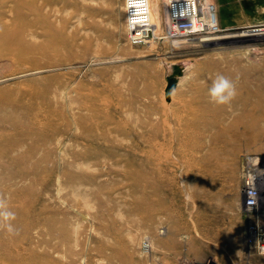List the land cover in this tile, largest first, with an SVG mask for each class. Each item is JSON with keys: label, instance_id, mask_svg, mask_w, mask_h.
<instances>
[{"label": "rangeland", "instance_id": "374dc122", "mask_svg": "<svg viewBox=\"0 0 264 264\" xmlns=\"http://www.w3.org/2000/svg\"><path fill=\"white\" fill-rule=\"evenodd\" d=\"M207 1L250 22L217 35L264 31L249 11L264 0ZM126 2L0 0V264H210L204 236L243 233L264 36L131 47ZM172 64L186 69L166 102ZM218 75L228 104L209 96Z\"/></svg>", "mask_w": 264, "mask_h": 264}, {"label": "built area", "instance_id": "2783aa9c", "mask_svg": "<svg viewBox=\"0 0 264 264\" xmlns=\"http://www.w3.org/2000/svg\"><path fill=\"white\" fill-rule=\"evenodd\" d=\"M214 7L201 0H165L160 27L151 22L146 0H127L124 9L126 42L131 47L213 38L221 33ZM158 29V30H157ZM241 197L246 248L264 259V157L248 159L241 168ZM146 248H148L146 246Z\"/></svg>", "mask_w": 264, "mask_h": 264}, {"label": "crops", "instance_id": "0c3cea01", "mask_svg": "<svg viewBox=\"0 0 264 264\" xmlns=\"http://www.w3.org/2000/svg\"><path fill=\"white\" fill-rule=\"evenodd\" d=\"M228 9L230 10L229 7ZM252 9L253 8H250L249 11H255L261 19H264V9H262L261 7L258 8L256 7L255 10ZM229 10H227V12H217V10H215L216 19L220 27L223 23L224 26L222 27L231 28V29L236 27H243V25L247 24L246 22H248V20L246 19L242 20L236 15L231 16L229 14ZM249 15H252V13H249ZM231 20L233 22H237L243 25H233ZM123 23H124V13H123ZM237 233L235 232V228H233V230H230V232L228 233L224 232L223 234H212L203 237L202 239L203 242L219 244L218 252L215 254V256L210 258L211 260L210 264H264V260H262V258L260 259L254 253L248 252L245 249L242 232L241 235L236 236ZM173 264H202V263L198 261H194L192 259L191 260L187 259L186 256L179 253L175 263Z\"/></svg>", "mask_w": 264, "mask_h": 264}, {"label": "bare ground", "instance_id": "6f19581e", "mask_svg": "<svg viewBox=\"0 0 264 264\" xmlns=\"http://www.w3.org/2000/svg\"><path fill=\"white\" fill-rule=\"evenodd\" d=\"M147 5H148V9H149V14H150L151 22L153 24H155L158 27V29H159L160 23H161V18H162V15L160 13V0H149V1L147 0ZM203 5L206 6L207 9H211V7H213L207 0H203ZM212 16L216 18V15L213 12V10H212ZM227 32H231V31L228 30ZM241 32H248V33H243V34H240V35H238V34L235 35V34H232V33L224 34L223 36L216 35V37H213V38H210V37L209 38H204L202 40V42H200L198 40H189V41H195V42L197 41L198 43H206V42L209 43L211 41L217 42V41H220V40H233V39H236L238 37H240L242 40H244V38H243L244 36L247 37V38H249L250 36H255V35H256V37H259V36L262 37V36H264V31H260V30H257V29L256 30H254V29L253 30H248V31L247 30L246 31L241 30ZM252 32H254V33H252ZM224 33H226V32H224ZM247 38H245V39H247ZM184 41H188V40H184ZM173 66L174 65L172 64L170 66V69L168 68L170 75L173 72V70H172L173 69L172 68ZM185 69H186V67H185V65H183V71ZM170 71H171V73H170ZM170 75H168V76H170ZM179 79L180 78H178L177 80H179ZM177 83H179V82H177Z\"/></svg>", "mask_w": 264, "mask_h": 264}, {"label": "clouds", "instance_id": "9594fccd", "mask_svg": "<svg viewBox=\"0 0 264 264\" xmlns=\"http://www.w3.org/2000/svg\"><path fill=\"white\" fill-rule=\"evenodd\" d=\"M211 101L218 105L230 103L236 96V87L231 80L223 75H218L209 89ZM10 213H5L7 217Z\"/></svg>", "mask_w": 264, "mask_h": 264}, {"label": "water", "instance_id": "95a60500", "mask_svg": "<svg viewBox=\"0 0 264 264\" xmlns=\"http://www.w3.org/2000/svg\"><path fill=\"white\" fill-rule=\"evenodd\" d=\"M173 72L170 76L166 77L167 86L165 89V100L170 102V95L176 89L178 78L182 77L183 70L180 66H173Z\"/></svg>", "mask_w": 264, "mask_h": 264}]
</instances>
